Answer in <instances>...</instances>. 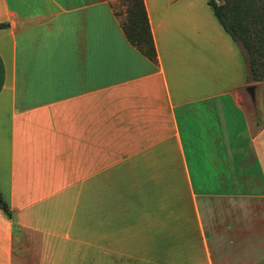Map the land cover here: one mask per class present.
<instances>
[{"label": "crops", "instance_id": "obj_1", "mask_svg": "<svg viewBox=\"0 0 264 264\" xmlns=\"http://www.w3.org/2000/svg\"><path fill=\"white\" fill-rule=\"evenodd\" d=\"M142 2L154 63L110 0H0V264H264V85L205 0Z\"/></svg>", "mask_w": 264, "mask_h": 264}, {"label": "trees", "instance_id": "obj_2", "mask_svg": "<svg viewBox=\"0 0 264 264\" xmlns=\"http://www.w3.org/2000/svg\"><path fill=\"white\" fill-rule=\"evenodd\" d=\"M126 3L125 18L120 21L116 12L112 9V13L118 19L120 28L130 45H132L138 52H140L149 61L155 62V49L152 42L149 25L146 17V12L142 0H124ZM207 5L211 8L217 21L222 28L229 34L238 46V36L232 26L226 22L221 12V6L215 0H205ZM111 6V5H110ZM258 17L256 15H253ZM6 23H0V28L6 27ZM239 27V25H236ZM241 50V48H240ZM246 53L242 51V58L246 65V80L247 81H261L264 80V44L261 42L254 46L253 42L248 43ZM255 53V56L253 55ZM261 55V56H260ZM0 210L4 211L8 218L11 214L7 210V205L0 195Z\"/></svg>", "mask_w": 264, "mask_h": 264}, {"label": "rangeland", "instance_id": "obj_3", "mask_svg": "<svg viewBox=\"0 0 264 264\" xmlns=\"http://www.w3.org/2000/svg\"><path fill=\"white\" fill-rule=\"evenodd\" d=\"M221 6V12L226 22H228L238 36L241 51L246 53L247 42H253L254 46L258 43L264 44V0H215ZM112 9L118 15L120 21L125 18L126 3L124 0H110ZM256 15L258 17H255ZM236 25H239L237 27ZM255 56V53H253ZM261 56V55H260ZM263 84L261 81H248V84ZM259 92V91H258ZM243 100L248 108L256 111V101L250 98L249 92L244 90Z\"/></svg>", "mask_w": 264, "mask_h": 264}, {"label": "water", "instance_id": "obj_4", "mask_svg": "<svg viewBox=\"0 0 264 264\" xmlns=\"http://www.w3.org/2000/svg\"><path fill=\"white\" fill-rule=\"evenodd\" d=\"M248 90L250 91V93H251V91H252V87H248Z\"/></svg>", "mask_w": 264, "mask_h": 264}]
</instances>
